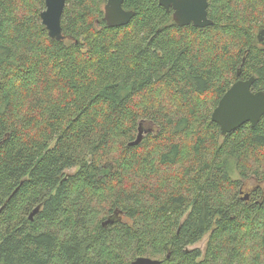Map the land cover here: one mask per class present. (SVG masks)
Instances as JSON below:
<instances>
[{"label":"trees","instance_id":"16d2710c","mask_svg":"<svg viewBox=\"0 0 264 264\" xmlns=\"http://www.w3.org/2000/svg\"><path fill=\"white\" fill-rule=\"evenodd\" d=\"M44 2L0 0V264H264V116L211 120L236 80L264 90V0H208L203 28L66 0L62 40Z\"/></svg>","mask_w":264,"mask_h":264},{"label":"water","instance_id":"95a60500","mask_svg":"<svg viewBox=\"0 0 264 264\" xmlns=\"http://www.w3.org/2000/svg\"><path fill=\"white\" fill-rule=\"evenodd\" d=\"M124 0H106L104 5V18L108 26L126 25L134 16L133 10H126L122 7ZM158 4L167 12L172 10V18L178 26L192 24L195 27L203 28L212 24L208 17V0H157ZM66 0H45L44 9L40 12V19L45 26L48 36L51 39L62 40L64 35L61 27V16ZM258 43L264 46V27L257 32ZM255 77L236 80L221 96L217 105L211 113V120L215 122L222 135L249 123L252 127L264 116V90L254 91L252 86ZM142 139V131L130 145L138 144ZM249 194L242 196L247 200ZM35 207L29 214L32 219L38 211ZM115 218H108L102 222L103 226L112 224ZM130 264H161V260L150 257H137Z\"/></svg>","mask_w":264,"mask_h":264},{"label":"rangeland","instance_id":"374dc122","mask_svg":"<svg viewBox=\"0 0 264 264\" xmlns=\"http://www.w3.org/2000/svg\"><path fill=\"white\" fill-rule=\"evenodd\" d=\"M76 168H71L69 170H67V172H74ZM207 240V235H205L199 242H197L196 244L192 245L190 248H199L200 250L204 249L205 243Z\"/></svg>","mask_w":264,"mask_h":264},{"label":"flooded vegetation","instance_id":"af4514ba","mask_svg":"<svg viewBox=\"0 0 264 264\" xmlns=\"http://www.w3.org/2000/svg\"><path fill=\"white\" fill-rule=\"evenodd\" d=\"M208 8V7H207ZM169 12H171V15H172V10H170Z\"/></svg>","mask_w":264,"mask_h":264}]
</instances>
